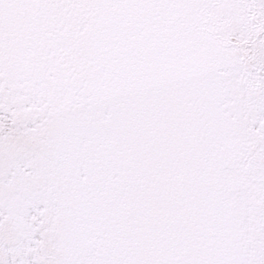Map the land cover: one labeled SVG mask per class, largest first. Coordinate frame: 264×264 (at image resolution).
<instances>
[{
  "label": "snow or ice",
  "instance_id": "snow-or-ice-1",
  "mask_svg": "<svg viewBox=\"0 0 264 264\" xmlns=\"http://www.w3.org/2000/svg\"><path fill=\"white\" fill-rule=\"evenodd\" d=\"M0 264H264V0H0Z\"/></svg>",
  "mask_w": 264,
  "mask_h": 264
}]
</instances>
